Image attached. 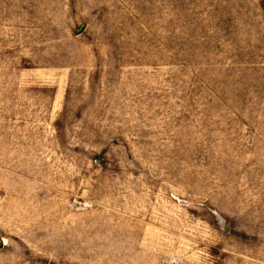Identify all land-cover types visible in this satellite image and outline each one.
Instances as JSON below:
<instances>
[{
  "label": "rangeland",
  "instance_id": "obj_1",
  "mask_svg": "<svg viewBox=\"0 0 264 264\" xmlns=\"http://www.w3.org/2000/svg\"><path fill=\"white\" fill-rule=\"evenodd\" d=\"M0 264H264V0H0Z\"/></svg>",
  "mask_w": 264,
  "mask_h": 264
}]
</instances>
